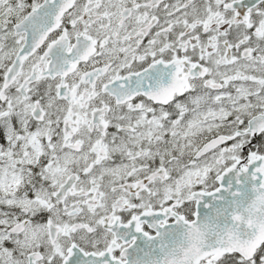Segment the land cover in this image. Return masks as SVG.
<instances>
[{"label": "snow or ice", "instance_id": "obj_1", "mask_svg": "<svg viewBox=\"0 0 264 264\" xmlns=\"http://www.w3.org/2000/svg\"><path fill=\"white\" fill-rule=\"evenodd\" d=\"M0 264H264V0H0Z\"/></svg>", "mask_w": 264, "mask_h": 264}]
</instances>
